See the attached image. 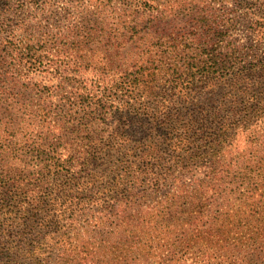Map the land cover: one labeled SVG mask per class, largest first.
<instances>
[{"label": "rangeland", "instance_id": "rangeland-1", "mask_svg": "<svg viewBox=\"0 0 264 264\" xmlns=\"http://www.w3.org/2000/svg\"><path fill=\"white\" fill-rule=\"evenodd\" d=\"M259 19L264 0H0V253L18 252L9 263L36 264L44 255L45 264H60L66 250L71 260L62 264H110L113 255L102 262L98 249L105 244L112 252L120 235L113 208L93 196L121 174L128 194L137 193L132 212L142 229L134 232V248L125 242L121 264H166L168 242L194 225L180 213L149 230V216L138 211L208 179V164L190 154L208 150L210 124L193 116L219 103L197 81L199 73L185 87L174 84L172 72L213 52L237 61L263 57L264 32L252 30ZM132 26L140 31L136 40L129 39ZM29 48L33 59L24 57ZM137 70L139 85L124 87ZM253 120L231 132L229 152L257 140L264 154V111ZM185 122L193 129L187 132ZM149 145L162 158L146 161L148 172L137 179L132 161ZM150 186L159 189L143 196ZM64 199L75 203L65 211L56 206L54 238L36 222L14 218L23 204L32 215L33 206L49 210ZM44 215L41 209L37 219ZM257 216L263 224L264 211ZM261 252L249 260L247 252L231 251L223 264H264ZM182 258L203 263L193 253Z\"/></svg>", "mask_w": 264, "mask_h": 264}, {"label": "trees", "instance_id": "trees-1", "mask_svg": "<svg viewBox=\"0 0 264 264\" xmlns=\"http://www.w3.org/2000/svg\"><path fill=\"white\" fill-rule=\"evenodd\" d=\"M144 3L154 6L147 1ZM131 29L129 39L136 40L140 36V31L137 26H132ZM252 30L257 34L264 32V19L257 20ZM24 57L34 58L30 48L24 52ZM196 73L200 75L197 81L202 82V87L207 90V93L209 92V98L214 101L219 100V103L207 104L208 108L200 106L197 116H193L199 123L210 124L206 137L209 144L208 150L190 154V157L197 156L200 162L208 164V179L200 183V188L176 189L168 199L162 200L160 205L150 209L144 208L138 213L145 217L149 216L150 220L146 225H151L149 230H156L157 223L167 222L170 217H175L177 220L180 218V213L186 215L187 221L194 225L168 242L165 252L166 264H185L184 260L181 262L184 253H193L197 257L196 261L203 262L202 264H214V259H219L216 262L223 264L224 257L235 250L247 252L246 257L253 260L263 255L261 248L264 247V223L260 224L261 218L257 216L264 211L261 209L264 200V154L261 150L263 143L255 140L256 142L242 146L235 154L229 152L226 146L231 145L228 140L229 135L241 126V121L253 122V116L262 114L264 111V56L254 54L250 60L237 61L234 54L222 58L214 52L208 53L199 59L192 58L184 67L176 64L172 72L175 75L174 84L190 87ZM140 76L142 75L137 70L124 87L139 85L136 83L141 80ZM243 112L244 115L241 118ZM183 126L187 132L193 129L190 122H185ZM150 147L152 148L150 145L149 149L144 147L132 161V167L135 170L133 177L137 179L148 172L146 161H149L151 157L162 158L159 154L153 156ZM243 147L245 149L241 150ZM157 149L159 150L160 146ZM205 151L208 156L204 155ZM176 156L174 159L179 161L182 157L181 152ZM123 177L121 174L113 175L106 180L108 186H103L93 196L105 200L107 207L113 208L111 213L114 215L120 235L112 252L105 244L98 249L102 262H106L110 255H113L110 264L123 262L120 253L126 250L125 242L134 248L136 244L133 246L135 242L133 239L137 235L134 232L142 230L135 218L136 213L132 212V208L138 202L137 193L128 194L131 189L124 186ZM97 179L101 180V176H97ZM104 181L102 176V182ZM154 181L156 184L159 182L158 178ZM57 186H59L58 183ZM158 189L156 186H150L145 189L143 196H151ZM58 190H60L59 187ZM66 195L70 197V193ZM112 199L116 200L117 204L112 203ZM72 200H55L51 202L49 210L42 204H37L31 209L33 216L23 204L19 210L21 214L16 213L14 218L17 220L24 218L25 224L36 222L38 228L47 233H42L44 237L47 235V238H54L51 230L59 229L60 224L56 223H61L58 220L56 206L62 203V209L65 211L74 205L75 202ZM41 209L45 215L38 220ZM6 212L11 213L10 216H12V210ZM27 218L32 220H26ZM125 230H128V234L124 232ZM233 243L235 246H232ZM62 253L63 257H59L58 260L60 264L63 260H71L69 252L63 250ZM0 254V260L7 261V264L16 261L18 256V252L14 253L12 250H6ZM45 257L43 255L41 258H36V264H45L43 261ZM231 263L230 260L226 264Z\"/></svg>", "mask_w": 264, "mask_h": 264}]
</instances>
